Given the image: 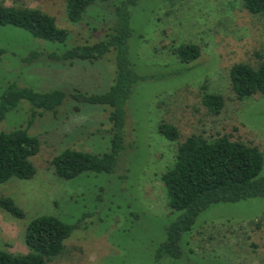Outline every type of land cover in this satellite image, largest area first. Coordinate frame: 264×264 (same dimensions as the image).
Segmentation results:
<instances>
[{
  "label": "rangeland",
  "instance_id": "1",
  "mask_svg": "<svg viewBox=\"0 0 264 264\" xmlns=\"http://www.w3.org/2000/svg\"><path fill=\"white\" fill-rule=\"evenodd\" d=\"M118 1L97 0L82 22L73 23L66 0H0L40 8L69 30L68 39L57 42L0 25V101L11 83L68 93L57 112L39 113L30 126L27 100L0 121V131L28 127L41 142L32 157L36 175L0 183V197H12L25 211L18 218L0 206V249L28 252V224L38 216L55 215L78 227L48 264H264V197L211 205L183 235L179 258H157L168 226L179 215L168 205L162 176L174 165L180 142L194 133L229 134L264 153V96L238 98L230 77L234 64L255 65L264 56V17L250 13L242 0H138L131 7L129 49L144 79L125 105V141L116 169L87 171L73 179L55 173L51 161L66 148L96 154L110 149L111 107L77 101L71 93L109 90L117 55L112 50L95 61L70 62L52 54L104 38L116 20ZM187 43L200 47V56L190 63L176 54ZM204 90L224 96L219 113L203 103ZM161 123L176 126L179 139L163 135Z\"/></svg>",
  "mask_w": 264,
  "mask_h": 264
},
{
  "label": "trees",
  "instance_id": "2",
  "mask_svg": "<svg viewBox=\"0 0 264 264\" xmlns=\"http://www.w3.org/2000/svg\"><path fill=\"white\" fill-rule=\"evenodd\" d=\"M19 1V0H13ZM138 0H119L114 4L116 20L105 37L95 43L78 44L62 55L52 54L63 60L95 61L112 50L117 55V73L110 89L102 93L75 91L71 96L77 101L104 104L111 107V147L102 154L66 148L51 161L55 173L61 178L73 179L83 172H114L120 152L124 148L126 123L125 105L135 84L144 79L137 72L130 56L129 39L132 36L131 7ZM244 7L254 15L264 17V0H242ZM97 0H66L67 16L73 23H80L90 6ZM0 25H14L46 40L65 42L69 30L57 25L54 16L37 7L6 5L0 2ZM176 54L182 62L190 63L200 56L197 44H182ZM257 64L236 63L230 77L234 92L244 99L253 95L264 96V56ZM68 93L62 89L40 91L21 87L15 83L3 91L0 101V121L16 109L23 100L31 106L29 126L43 111L57 112ZM203 103L214 113L225 105L219 93L204 90ZM159 131L171 140H178L179 129L170 123H161ZM41 150L38 137L29 133L28 127L13 131H0V183L13 177L28 179L37 173L32 157ZM264 153L252 143L233 140L229 134L206 137L192 134L180 142L174 165L163 174L167 187L168 205L177 218L167 228V238L157 252V258L182 255L181 241L192 230L198 216L211 205L219 202H238L252 197H264ZM0 206L15 217L24 218L25 211L9 196L0 197ZM78 223H68L55 215L34 218L25 230L28 252L14 253L0 249V264H48L65 249V241Z\"/></svg>",
  "mask_w": 264,
  "mask_h": 264
}]
</instances>
